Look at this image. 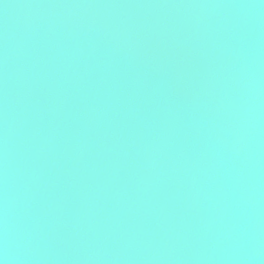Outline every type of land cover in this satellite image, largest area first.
<instances>
[{"label":"water","instance_id":"1","mask_svg":"<svg viewBox=\"0 0 264 264\" xmlns=\"http://www.w3.org/2000/svg\"><path fill=\"white\" fill-rule=\"evenodd\" d=\"M4 264H264V0H0Z\"/></svg>","mask_w":264,"mask_h":264},{"label":"clouds","instance_id":"2","mask_svg":"<svg viewBox=\"0 0 264 264\" xmlns=\"http://www.w3.org/2000/svg\"><path fill=\"white\" fill-rule=\"evenodd\" d=\"M0 264H4L3 260H0Z\"/></svg>","mask_w":264,"mask_h":264}]
</instances>
